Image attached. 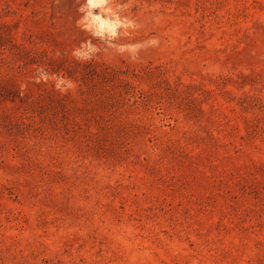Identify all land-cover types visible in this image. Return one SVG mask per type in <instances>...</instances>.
Listing matches in <instances>:
<instances>
[{"label": "rangeland", "instance_id": "rangeland-1", "mask_svg": "<svg viewBox=\"0 0 264 264\" xmlns=\"http://www.w3.org/2000/svg\"><path fill=\"white\" fill-rule=\"evenodd\" d=\"M96 2L0 0V264H264V0Z\"/></svg>", "mask_w": 264, "mask_h": 264}, {"label": "clouds", "instance_id": "clouds-1", "mask_svg": "<svg viewBox=\"0 0 264 264\" xmlns=\"http://www.w3.org/2000/svg\"><path fill=\"white\" fill-rule=\"evenodd\" d=\"M101 3H97L96 0H88L87 7L89 9L101 7ZM91 17V23H95L99 21L98 31L96 32L97 35H102L104 31H108L110 35H115V24H109L107 21H101L99 16H93L91 11L88 12V16L85 19Z\"/></svg>", "mask_w": 264, "mask_h": 264}]
</instances>
